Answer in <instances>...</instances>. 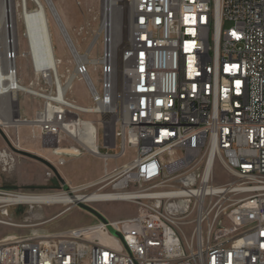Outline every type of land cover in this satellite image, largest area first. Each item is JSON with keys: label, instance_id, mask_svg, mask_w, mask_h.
I'll return each mask as SVG.
<instances>
[{"label": "built area", "instance_id": "built-area-1", "mask_svg": "<svg viewBox=\"0 0 264 264\" xmlns=\"http://www.w3.org/2000/svg\"><path fill=\"white\" fill-rule=\"evenodd\" d=\"M130 1L119 63L103 42L96 82L87 62L75 61L73 71L93 105L122 104L114 141L104 134L103 146L115 148L116 156L132 153L104 182L83 185L87 193L124 196L84 203L127 202L136 212L4 237L0 264H264V0ZM15 4L24 8L23 0ZM8 29L5 22L0 82L13 77L21 84V56ZM34 70L37 80L27 85L35 91L10 87L44 105L33 119L19 107L3 115L32 121L40 143L63 165L66 156L55 148L76 142L79 134L70 128L89 110L67 104L51 75ZM116 74H124V88L115 87ZM0 128L10 139L8 130L19 127ZM94 141L99 144L97 131ZM217 166L227 180L215 181Z\"/></svg>", "mask_w": 264, "mask_h": 264}, {"label": "rangeland", "instance_id": "rangeland-1", "mask_svg": "<svg viewBox=\"0 0 264 264\" xmlns=\"http://www.w3.org/2000/svg\"><path fill=\"white\" fill-rule=\"evenodd\" d=\"M12 2L14 3L15 0H12ZM53 2L65 29L71 37V41H73L77 46L78 53L86 54L89 45L93 43V48L89 52L88 56L89 58H98L102 53L103 34L101 29L105 18L106 0H53ZM32 6L33 3H30L31 8ZM129 16L130 14L128 8L123 14V8L118 6L117 9L116 5H114L111 17L114 46L118 44H116L117 35L119 32L120 34L123 32V30H120L121 25H123V17L125 22V32L122 42L128 40ZM49 19L51 38L55 54L57 57L62 59V62L58 65V70L61 72L59 74L64 73L66 76L67 70L69 71V74L72 73L75 61H73L69 45L65 42L55 18L49 14ZM224 26L229 27L230 24L225 22ZM21 31L22 24L20 20L18 23H14V37L19 50L24 51L26 50V43L21 37ZM119 47L122 48V45ZM18 65L19 79L22 83L26 84L30 81L37 80L36 75L31 70L28 57L19 58ZM89 68L90 77L96 82L98 72L96 73V71L92 69V65H90ZM98 76L100 75L98 74ZM38 79L37 86L41 89H46L47 84L44 80L42 78ZM66 96L80 105H92L89 93L82 79L77 80L75 78L72 83V88L68 90ZM42 104L43 99L34 100L26 95H20L17 98V106L19 107L20 112L24 113L28 118H33L35 111L38 110ZM82 118L95 122L99 137L100 151L105 154L107 153L113 155L116 150L108 149L103 146V135H111V138L108 137L107 140L109 142L110 140L114 141V130L119 125L118 119L112 118L108 123L103 124L102 119L105 118L106 120L108 119V116L102 118L97 114H82ZM8 133L12 138L16 135L20 138L21 150L36 154L50 162L65 181V186L69 189V191L72 190V186L91 183L97 178L106 175V172L111 173L112 170L119 168L121 164L126 163L132 157L131 151L127 150L126 153L118 159L109 158V161H106V171H104L105 160L102 157L94 156L89 152H83L79 156L65 157L66 162L63 165H59L57 163V156H54L51 150L44 148L38 138H32V135L38 136V131L36 129L33 130L30 127L24 126L18 128L17 132L14 129H9ZM9 142L11 143L10 139ZM72 142V144H76V142ZM66 144H68V141ZM12 146L15 147V145ZM62 146L66 145L63 144ZM3 153L9 155L11 159L9 157L4 158L5 156ZM0 154L4 156L3 158H0V196L1 194L10 192L48 193L59 190L66 191L48 167L36 160L13 153L5 144L1 136ZM48 172H51V174L48 175ZM214 176L215 181L217 182H223L228 179V175H226V173H224L218 166L215 167ZM90 191L91 189H83L82 191L76 193L86 194ZM89 206L95 208L103 215V217L108 219L129 217L134 215L136 212V206L134 204L121 201L102 202ZM67 207L68 205L66 206L62 204H18L8 206L1 204L0 239L14 235H25L34 231L38 233L60 231L94 223L97 220L96 217L79 208L76 204L72 205L69 210H65ZM36 213H39L38 217H34V214ZM52 217L54 218L51 219Z\"/></svg>", "mask_w": 264, "mask_h": 264}, {"label": "bare ground", "instance_id": "bare-ground-1", "mask_svg": "<svg viewBox=\"0 0 264 264\" xmlns=\"http://www.w3.org/2000/svg\"><path fill=\"white\" fill-rule=\"evenodd\" d=\"M24 1V8H21L13 3L12 0H0V52L3 44V37H4V31L3 27L5 22L7 25L11 26V30L8 29V33L11 32L13 38L14 37V23H18L21 20L22 24V31H21V37L24 39L26 43V50L20 51V56L23 58L28 57L31 70L35 74L34 68L37 70H41V73L45 75H51L52 79L56 81L57 83V89H59V97H61L67 104L78 107L80 109H86L89 110L86 114H96L97 111H100L102 113H105L102 115V118L105 116H108V119L105 120L102 119V123H108L112 118L119 119L121 116L124 115L122 104L118 102V100H115L113 103H111L109 106H83L79 105L76 102H73L69 98H64V94L68 92V89L72 88V83L76 78V72L73 71L70 74H67L66 76L64 73H61L58 70V65L62 62V59L57 57L55 54V50L53 47V41L51 38V31H50V19L49 14H51L54 18L57 24L59 25L60 31L64 37L65 42L70 46L71 50L74 52L73 54V61H82L87 62L90 65H92V69L96 66L99 58H89L88 52L86 54H79L77 50L76 44L71 41V37L69 36L67 30L65 29L63 22L61 21L60 15L55 7V4L53 0H23ZM30 3H33L32 8L30 7ZM114 5H116V8L118 9V6L123 8V14L125 13L126 9H129V26L132 21V3L130 0H106L105 2V18L104 23L102 25V34L105 35L102 38V45L104 46L106 50L111 51V55L114 59V63L116 62V65L119 63L120 59V51L123 49L124 46H126L127 41L122 42L123 35L125 32V25H124V17L122 19L123 25H121L120 30H123L122 34L117 35V42L116 46H114V40H113V33H112V27H111V17H112V10ZM130 6V7H128ZM24 9V10H23ZM14 22V23H13ZM129 32V27H128ZM109 40V42H105V40ZM16 42V40H15ZM95 42V41H93ZM104 42V43H103ZM16 45L18 46L17 42ZM122 45V48L119 46ZM91 46V44H90ZM103 48V47H102ZM120 49V50H119ZM0 64H1V55H0ZM19 77V75H18ZM91 78V77H90ZM46 80L49 82L50 78H46ZM80 80V79H77ZM10 85H15V87H21L22 89L26 91H35L36 88H31L24 83H17L15 80L10 78L9 81L0 82V123L12 125L14 127H31L33 125V122L29 123H23L21 121V116H12L10 119L9 117L5 118L3 115V112L6 111V109H13L15 111L17 106V89H13L10 87ZM114 85L116 88H124V74H116L114 75ZM7 90L6 93H4ZM27 96V95H26ZM34 100H38V98H32ZM44 105V104H43ZM46 105V104H45ZM39 109V108H38ZM34 117V116H33ZM33 119V118H31ZM85 129L87 131V136H81L80 130ZM2 130V129H1ZM70 131L76 132L79 136L76 139V143L79 145L84 146V149H80V147L76 144H72L67 147H60L59 145L55 148V153L57 154H63L64 156H79L83 152H89L94 156L102 157L104 161V171L107 170V160L111 157V159H118L121 156H116L115 154H105L100 151L99 144L94 141V134L97 131L95 122L82 118V115L79 114V121L77 125H74V127L70 128ZM9 134V133H8ZM34 138L35 135H32ZM9 138L11 142L14 143L15 147L19 148L20 145V139L16 135L14 138H12L9 135ZM9 140V139H8ZM115 149V148H114ZM4 158L11 157L9 155H6L3 153ZM116 158H115V157ZM109 161V160H108ZM66 162V159H65ZM124 164V163H123ZM122 165V164H121ZM113 171V170H112ZM111 173H107L106 175L102 176L100 179L95 181V184H99L104 182L106 179H108L107 175ZM84 185V184H83ZM77 185L72 186L71 193L69 191H53L48 193H4L0 196V205H18V204H24V205H55V204H62V205H68V207L65 210H69L70 207L74 204H76L78 201L85 202L88 200H96L100 197H119L124 196V194H118L114 192H105L100 193L98 191H94L92 193H76L80 192L84 189V186ZM39 213L34 214V217H38ZM55 217V216H54ZM52 217L51 219H53ZM105 218V217H104ZM50 219V220H51ZM104 222V221H103ZM69 229V228H68ZM66 230V229H65ZM115 233V232H113ZM118 235V234H116Z\"/></svg>", "mask_w": 264, "mask_h": 264}, {"label": "water", "instance_id": "water-1", "mask_svg": "<svg viewBox=\"0 0 264 264\" xmlns=\"http://www.w3.org/2000/svg\"><path fill=\"white\" fill-rule=\"evenodd\" d=\"M0 136L2 137L3 141L5 142V144L11 149V151L15 154H18V155H21V156H25V157H28V158H31L33 160H36L42 164H44L46 167H48L53 173L54 175L56 176V178L58 179V181L61 183V185L69 191V189L65 186V181L63 180V178L59 175L58 171L55 169V167L50 163L48 162L46 159L36 155V154H33V153H30V152H27V151H24V150H21V149H18V148H15L11 145V143L9 142L7 136L5 135V133L1 130L0 128ZM70 194H71V191H69ZM76 205L87 211L88 213H90L92 216L96 217L97 219L101 220V221H106V219L103 217V215L97 211L95 208L87 205V204H84L83 202H80L78 201L76 203ZM117 234V233H115Z\"/></svg>", "mask_w": 264, "mask_h": 264}, {"label": "crops", "instance_id": "crops-1", "mask_svg": "<svg viewBox=\"0 0 264 264\" xmlns=\"http://www.w3.org/2000/svg\"><path fill=\"white\" fill-rule=\"evenodd\" d=\"M62 11H63V9H62ZM77 103V102H76ZM78 104V103H77ZM80 105V104H79ZM24 127V126H23ZM27 127V126H26ZM33 138V137H32ZM34 138H38L39 139V137L36 135ZM20 139V138H19ZM20 142H21V140H20ZM60 147H67V146H62V145H59ZM45 148V147H44ZM47 149V148H46ZM102 177V176H101ZM101 177H99V178H97L96 180H94V181H97L98 179H100ZM75 186H77V185H75Z\"/></svg>", "mask_w": 264, "mask_h": 264}]
</instances>
